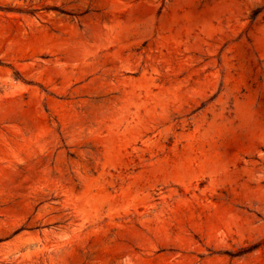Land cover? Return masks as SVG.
<instances>
[{"label": "rangeland", "instance_id": "obj_1", "mask_svg": "<svg viewBox=\"0 0 264 264\" xmlns=\"http://www.w3.org/2000/svg\"><path fill=\"white\" fill-rule=\"evenodd\" d=\"M0 264H264V0H0Z\"/></svg>", "mask_w": 264, "mask_h": 264}]
</instances>
